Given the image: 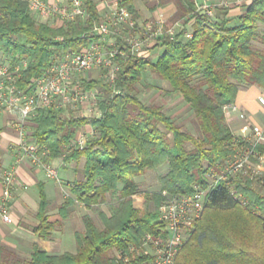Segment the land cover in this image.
I'll return each instance as SVG.
<instances>
[{"label": "trees", "instance_id": "1", "mask_svg": "<svg viewBox=\"0 0 264 264\" xmlns=\"http://www.w3.org/2000/svg\"><path fill=\"white\" fill-rule=\"evenodd\" d=\"M172 1L176 10L165 26L179 21L180 26L172 35L153 38L157 55H117L119 70L112 83L98 74L84 78V87L98 89L101 115L53 105L39 108L28 120L34 140L45 151L44 161L64 157L79 164L83 159L84 177L75 179L70 189L86 207L107 205L109 214L98 208L102 227L85 214L75 252L49 253L34 242L24 257L0 245V264H144L149 258L144 252L147 236L166 232L158 211L161 191L191 193L194 184L203 183L204 162L212 166L244 142L224 123L223 105L233 102L240 87L254 84L264 90V0L240 4L237 15L229 14L231 5H216L209 15L196 9L195 0ZM118 2L129 10L135 27L143 29L146 21L135 1ZM84 4L86 18L59 23L39 20L26 0H0V61L28 59L19 86L25 88L41 74L53 52L89 43L86 33L100 14L95 0ZM147 69L168 82L169 93H181L195 115L196 133L169 115L162 103L139 97L137 84ZM86 123L92 135L84 146L74 145ZM164 164L167 171L157 175L160 189L140 190L136 176ZM139 192L144 196L142 209L132 204V195ZM44 204L42 199L41 209ZM51 227L41 214L33 231L47 237ZM175 264H264V187L240 173L229 183H217Z\"/></svg>", "mask_w": 264, "mask_h": 264}, {"label": "built area", "instance_id": "2", "mask_svg": "<svg viewBox=\"0 0 264 264\" xmlns=\"http://www.w3.org/2000/svg\"><path fill=\"white\" fill-rule=\"evenodd\" d=\"M28 10L39 20L53 19L59 23L72 22L77 17L86 18L88 13L84 0H26ZM242 0H219L210 3L204 0L196 2V9L213 14L216 5L229 6ZM251 1V0H249ZM100 18L94 22L86 33L91 37L89 43L79 49L55 51L44 71L35 76L25 88L19 86L22 71L28 65V59L20 58L14 62L0 61V111L17 113L14 121L19 134L20 146L33 162L42 163L48 176L59 181L56 167L43 162L44 150L34 140L28 120L39 108L69 105L84 115H101L97 103V87H84V78L92 77L91 72L97 71L98 76L112 83L117 77L119 65L114 58L129 54L145 55L143 45L156 36L174 34V27L165 26L162 13L158 18L148 21L142 31L136 33V27L129 10L119 5L118 0L107 3ZM97 35L98 37H94ZM187 36L190 33H186ZM117 38L122 41L118 42ZM109 40H111L109 42ZM108 44L110 46H108ZM264 105V98L259 97ZM230 103H225L223 109ZM247 125L243 126V131ZM254 139L243 136L241 144H235L232 152L214 165H205L203 183L193 185L191 193L169 195L166 190L161 194L164 199L159 205V217L166 223L165 235L147 236L146 250L150 257L144 264H175V259L182 245L189 238L196 220L205 207L210 191L219 182L229 183L235 174L247 175L264 187V173L253 164V157L259 158L256 147L262 138L264 126H253ZM87 136L82 133L74 140V145L84 146ZM12 171L4 176V189L0 200V218L4 222H12L9 213L11 198ZM243 203H245L242 200Z\"/></svg>", "mask_w": 264, "mask_h": 264}, {"label": "crops", "instance_id": "3", "mask_svg": "<svg viewBox=\"0 0 264 264\" xmlns=\"http://www.w3.org/2000/svg\"><path fill=\"white\" fill-rule=\"evenodd\" d=\"M140 1L143 2L144 0ZM207 1L213 3L219 0ZM248 1L242 0L238 3H232L231 6L233 7L229 14H239L242 11L240 4ZM96 3L99 13H103L105 10L102 11V9L105 8L104 3L107 5V0ZM146 3L150 7L145 6L144 8L142 6L140 10L146 17L153 19L158 18L160 13L167 19L176 10L172 0L163 3H159L158 0H147ZM179 26L180 21L176 22L173 27L177 29ZM177 92L179 91L172 92L171 96L177 95ZM260 96L264 98V90L254 84L238 89L233 102L223 109L224 123L231 132L241 137L245 135L249 139L256 137L251 128L264 126V105L259 100ZM177 97L183 101L180 92ZM0 115V119H2L0 124V200L4 189L5 173L7 171L13 172L10 186L11 198L9 200V213L12 222H4L0 218V245L10 247L24 257L30 255L34 242L49 253L75 252L77 248L76 233L84 230L83 216L90 214L96 223L102 227L98 208L109 214L106 204H100L99 207H86L76 199L70 189L75 179L84 177L83 159L79 161L81 168L77 167V162L74 159L58 157L50 161L43 160L45 164L56 167L59 177V181H56L47 175L42 163L33 162L23 153L20 146V134L14 124L18 117L17 113L0 111ZM244 125H247L248 128L243 131ZM81 129L87 138L92 135L93 128L89 123H86L77 132L75 138L82 134ZM256 149L261 156L259 158L253 157V164L264 173V131ZM167 169L168 165L164 164L154 171L157 176L166 172ZM154 187V190L151 191L160 189L158 181ZM42 199L45 200L44 209H41L40 205ZM143 203L144 197L140 195V192L132 195V204L135 208L141 209ZM41 214L45 215L46 220L52 223L47 237H38L33 231V228L39 223Z\"/></svg>", "mask_w": 264, "mask_h": 264}, {"label": "rangeland", "instance_id": "4", "mask_svg": "<svg viewBox=\"0 0 264 264\" xmlns=\"http://www.w3.org/2000/svg\"><path fill=\"white\" fill-rule=\"evenodd\" d=\"M96 2H101V0H95ZM113 0H107V3H111ZM136 7L142 8V6L145 8L147 6L148 8L150 5H147V0H144L141 2L140 0H134ZM204 0H196L198 3H202ZM144 3V4H143ZM105 8L102 9V11L106 10V3H104ZM143 18V21H152L153 18L151 17H146L141 10ZM142 20H140L142 22ZM139 22V23H141ZM145 22V23H146ZM145 25V24H144ZM136 33L142 31V27L139 26L136 28ZM111 40H109L110 42ZM154 42V39H150L143 45V49L145 54H148L149 56L154 57L155 55L158 54V48L152 47V44ZM92 76L97 75V71H92L91 72ZM138 89H139V97L144 101V102H159L164 105V108L166 112L171 115L177 122H179L183 127H187L189 130L192 132L196 133L197 132V122L195 115L193 111L188 107V105L183 101L179 99L177 92L175 96H171L172 94L168 92L169 84L166 81H160L158 78H156L148 69L144 71V75L141 78V80L137 84ZM79 113H81L78 110ZM82 114V113H81ZM1 116V115H0ZM2 119H0V124H1ZM80 130V129H79ZM81 133H84L83 129H81ZM190 146V144H188ZM207 163L204 162V165ZM81 165L77 164L78 168ZM136 180L139 181L140 183V190H154V185H156L157 181V176L155 171H147L144 175H138L136 176ZM140 195L143 196V194L140 192ZM144 197V196H143ZM144 205V204H143ZM148 207L151 209L153 207L152 202H149ZM142 209V208H141ZM159 211V207H158ZM160 218V217H159ZM161 219V218H160ZM146 249V248H145ZM144 249V252L149 255L150 254L147 250ZM149 259V258H148Z\"/></svg>", "mask_w": 264, "mask_h": 264}]
</instances>
